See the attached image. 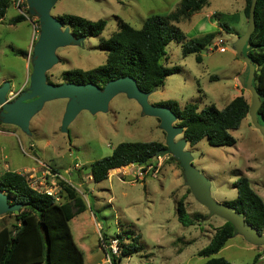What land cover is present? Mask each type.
Segmentation results:
<instances>
[{
	"label": "rangeland",
	"instance_id": "374dc122",
	"mask_svg": "<svg viewBox=\"0 0 264 264\" xmlns=\"http://www.w3.org/2000/svg\"><path fill=\"white\" fill-rule=\"evenodd\" d=\"M178 1L55 0L49 7L51 15L73 13L88 19L103 18L105 25L98 35L82 37L80 44L56 47L58 60L46 70V76L52 82H60L59 73L64 69H85L102 63L105 50L98 45V39L107 37L116 28L118 18L137 28L146 15L169 12ZM243 5L244 0H208L199 11L175 23L184 32L183 40L207 31L213 35L209 43L197 51L199 60L194 58V52L182 54L180 42L169 40L165 44L164 64L177 65L178 70L165 75L162 84L149 91V103L173 99L180 107L186 102H196L198 108L209 103L220 108L239 93L249 102V91L238 81L245 64L236 57L233 48L247 23ZM15 13L17 9L12 0L0 17V80L4 78L18 85L25 74V52L31 50L37 36L38 21L35 15H28L9 23L8 18ZM215 15L217 20L227 22L230 29L219 26ZM218 38L222 40L217 45L220 50L213 48ZM65 103V97L44 100L31 115L28 132L0 122V172L11 169L24 173L36 188L56 185L60 178L77 190L85 208L74 214L68 225L74 241L79 242L83 264H110L99 239L103 234L111 237L116 232L123 235V243L129 236L139 235L138 248L120 255L117 264H197L203 261L205 257L196 250L206 244L224 219L210 213L194 199L182 181L177 161L168 156L153 174L142 173L139 178L132 174L134 167L127 165L119 167L120 171L108 169L107 176L98 181L89 179L87 173L89 163L108 154L118 141L164 142V132L157 118L143 114L135 99L117 92L109 99L105 110L81 109L68 122L67 130L62 131L60 119ZM176 122L175 119L173 124ZM229 132L235 138L231 145H210L205 136L191 145L186 141L184 148L189 151L191 164L207 178L210 196L215 201L233 198L232 181L245 175L264 202V140L247 114ZM181 136L182 133L176 134L174 139ZM46 168L51 173L50 168H54L58 174L50 177L47 173L44 178ZM126 168L127 172H122ZM180 197L192 220L190 224H181L176 218L175 202ZM12 222V212L0 214V227H9ZM261 234H264V225ZM213 255L222 256L233 264H264V245L249 243L234 232Z\"/></svg>",
	"mask_w": 264,
	"mask_h": 264
},
{
	"label": "trees",
	"instance_id": "16d2710c",
	"mask_svg": "<svg viewBox=\"0 0 264 264\" xmlns=\"http://www.w3.org/2000/svg\"><path fill=\"white\" fill-rule=\"evenodd\" d=\"M10 1L12 0H0V17ZM249 1L244 0L242 11L245 17ZM24 4L26 15H33L28 12L25 2ZM207 4L208 0H179L169 12L146 15L137 28L118 18L116 28L107 37L100 36L98 39V45L105 50L104 61L85 69H64L59 73L60 81H89L101 87L106 80L127 74L135 79L141 90L156 88L162 84L165 75L178 70L177 65L164 64L165 44L169 40L180 42L182 54L194 52V58L200 59L197 51L209 43L213 33L207 31L183 40L184 32L175 23L188 18ZM57 16L74 36L98 35L105 25L103 18L88 19L73 13H61ZM24 17L26 16L21 13H15L8 18V22L14 23ZM215 18L217 20L218 16L215 15ZM253 20L254 27L242 52L253 64L251 83L260 98L257 118L264 125V0H255ZM217 22L219 26L230 29L227 22ZM46 80L52 82L47 76ZM248 103L241 93L234 95L220 108L213 103L198 108L196 102H186L180 107L173 99L159 102L175 113L176 124L183 127L182 136L189 145L205 136L207 143L213 146L231 145L235 142L229 129L239 125L247 114ZM160 152L169 153L160 140L118 141L108 154L89 163L87 173L91 180L98 181L107 176L110 168L130 162L144 165L154 161L155 154ZM168 156L177 161L170 153ZM77 177L79 178L78 174ZM232 184L235 196L224 203L240 214L243 221L253 226L257 233H261L264 225L262 197L249 185L245 175L237 176ZM56 185V193L61 198L58 201L51 194L31 186L24 173L11 169L0 172V191L7 193L10 203H20L17 210L4 212H12L14 222L9 227H0V264H83L82 251L73 240L68 220L85 208L84 201L77 190L64 179L57 178ZM175 214L181 224L192 222L181 197L175 202ZM232 233L234 230L231 223L223 220L206 244L196 250L198 255L205 257L197 264H233L222 256L213 255ZM111 237L116 238L119 253L110 255V264H117L120 255L130 254L138 248L137 234L129 236L125 243L122 242L123 235L120 232ZM111 237L103 234L99 240L107 243Z\"/></svg>",
	"mask_w": 264,
	"mask_h": 264
},
{
	"label": "water",
	"instance_id": "95a60500",
	"mask_svg": "<svg viewBox=\"0 0 264 264\" xmlns=\"http://www.w3.org/2000/svg\"><path fill=\"white\" fill-rule=\"evenodd\" d=\"M54 1L25 0L28 12L37 17V36L31 44L28 58L30 70L26 86L13 97L8 98L9 82L7 80L0 82V122L15 125L20 130L28 132V121L44 100L65 97L66 103L60 119V129L66 131L68 122L79 110L103 111L115 93L123 92L136 100L143 114L152 115L158 119V126L164 132L166 150L181 166L182 181L189 188L194 199L205 206L210 213L230 222L234 232L240 234L249 243L264 245V234L257 233L253 226L244 222L243 217L230 205L215 201L210 196L207 178L191 164L189 151L184 148L186 139L183 136L174 139V136L182 133L183 129L181 125L173 124L176 119L175 113L166 105L149 103L147 101L149 90L138 88L132 76L125 74L110 78L101 87L89 81L78 83L46 80V70L58 60L55 48L68 44H80L82 40L81 36H74L69 27L62 24L58 16L49 13V7ZM254 3L255 0L249 1L245 29L237 36L233 48L236 57L245 64L244 71L238 75V81L250 93L247 109L249 121L264 140V125L258 121L256 112L260 98L251 83L253 64L242 52L243 45L254 27ZM19 206V202L10 203L7 193L0 191V214L17 210Z\"/></svg>",
	"mask_w": 264,
	"mask_h": 264
},
{
	"label": "built area",
	"instance_id": "2783aa9c",
	"mask_svg": "<svg viewBox=\"0 0 264 264\" xmlns=\"http://www.w3.org/2000/svg\"><path fill=\"white\" fill-rule=\"evenodd\" d=\"M25 0H13V3H14V6L16 7L17 9V13H21L23 15L26 16L27 18V15L25 13V4H24ZM29 19V18H28ZM30 20V19H29ZM31 22V21H30ZM35 30V29H33ZM222 42V40L220 38H218L215 42H214V45H213V48L217 49V50H220L221 48L218 47V43ZM14 95L10 96L8 95L7 93V97L8 98H11L13 97ZM1 131V129H0ZM168 157L167 155V152H160V153H157L155 154V157H154V161H151L147 164H144V165H140V164H136V163H127V164H124V165H127V166H133L134 169L132 170V174H134V177L135 178H139V176L142 174V173H149V174H153L159 167L160 165L162 164V162ZM123 165L119 166V167H122ZM119 167L116 168L117 171H120L119 170ZM51 169V168H50ZM48 168H46V172L44 173L43 172V176L44 178L46 177V174L48 173L49 176L53 177L54 175H57L58 173L53 170V172H49L47 171ZM124 173L127 172V168L122 171ZM26 176V175H25ZM28 176H31V174H28ZM27 177V176H26ZM29 181V179H28ZM29 184L33 187H35L31 181H29ZM38 189H41L43 190L45 193L47 194H51L54 198L55 201H58L59 200V196L58 194L56 193L58 187L57 185L53 184V185H45L43 186L42 188H38ZM101 245L103 246L104 248V252H105V255L107 256V260L109 259L110 255L114 254V255H117L119 253L118 251V248H117V241H116V238L114 237H111L109 238L108 242L107 243H104V242H100Z\"/></svg>",
	"mask_w": 264,
	"mask_h": 264
},
{
	"label": "crops",
	"instance_id": "0c3cea01",
	"mask_svg": "<svg viewBox=\"0 0 264 264\" xmlns=\"http://www.w3.org/2000/svg\"><path fill=\"white\" fill-rule=\"evenodd\" d=\"M242 20L244 21V19H243V17H242ZM30 49V48H29ZM29 51L30 50H27L26 52H25V63H24V66H25V74H24V76H23V78H22V80L18 83V85H15L14 83H12V82H10V80H7L8 82H9V90H8V95H10V96H12V95H15L16 93H18L22 88H24L25 86H26V84H27V76H28V73H29V64H28V55H29ZM4 80V78H2L1 80H0V82L1 81H3ZM6 130H3V132H5ZM0 132H2V130L0 131ZM116 168H118V167H115V168H110L111 170L112 169H116ZM31 169H33L32 167H31ZM113 170V171H114ZM56 171V170H55ZM45 178H47V176L45 177ZM49 178V177H48ZM89 179H90V176H89ZM74 240V239H73ZM75 243L77 244V246L80 248V245L75 241ZM81 249V248H80Z\"/></svg>",
	"mask_w": 264,
	"mask_h": 264
}]
</instances>
